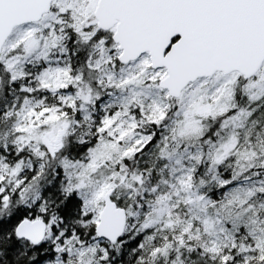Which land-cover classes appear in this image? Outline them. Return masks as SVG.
Masks as SVG:
<instances>
[{"label": "snow or ice", "instance_id": "1", "mask_svg": "<svg viewBox=\"0 0 264 264\" xmlns=\"http://www.w3.org/2000/svg\"><path fill=\"white\" fill-rule=\"evenodd\" d=\"M0 264H264V0H0Z\"/></svg>", "mask_w": 264, "mask_h": 264}]
</instances>
